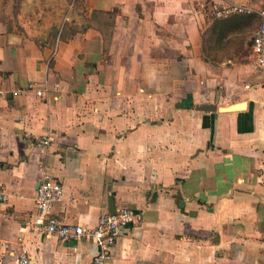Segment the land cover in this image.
<instances>
[{
  "label": "crops",
  "instance_id": "obj_1",
  "mask_svg": "<svg viewBox=\"0 0 264 264\" xmlns=\"http://www.w3.org/2000/svg\"><path fill=\"white\" fill-rule=\"evenodd\" d=\"M7 3L0 264L22 251L28 264H89L91 240L32 227L46 174L64 223L139 214L107 264H264V69L251 56L264 0H56L40 24ZM229 4L252 11L214 17Z\"/></svg>",
  "mask_w": 264,
  "mask_h": 264
},
{
  "label": "built area",
  "instance_id": "obj_2",
  "mask_svg": "<svg viewBox=\"0 0 264 264\" xmlns=\"http://www.w3.org/2000/svg\"><path fill=\"white\" fill-rule=\"evenodd\" d=\"M251 11L252 9L245 5L229 4L215 10L213 15L214 17H221L232 13ZM258 15L260 22L251 36V56L255 69L262 70L264 69V7L258 10ZM35 93L40 95L41 90L37 89ZM48 139V137L41 138L39 141L46 144ZM5 199V189L0 183V201ZM62 199L63 187L61 183L50 175H44L36 189V211L31 222L32 227L37 231L54 233L60 239L74 237L91 240L95 244V252L89 264H107L122 230L139 217L133 208L119 206L112 212L101 214L94 227L83 228L79 225L64 223L54 214L55 205ZM28 260L25 251H22L17 257L18 264H28Z\"/></svg>",
  "mask_w": 264,
  "mask_h": 264
},
{
  "label": "rangeland",
  "instance_id": "obj_3",
  "mask_svg": "<svg viewBox=\"0 0 264 264\" xmlns=\"http://www.w3.org/2000/svg\"><path fill=\"white\" fill-rule=\"evenodd\" d=\"M8 1L7 5H10L9 0H3V3ZM14 3V0H12ZM56 0H20L16 10L12 7V14L15 17L17 14L26 22L33 23H45L54 21L51 14V3ZM5 6V5H4Z\"/></svg>",
  "mask_w": 264,
  "mask_h": 264
},
{
  "label": "trees",
  "instance_id": "obj_4",
  "mask_svg": "<svg viewBox=\"0 0 264 264\" xmlns=\"http://www.w3.org/2000/svg\"><path fill=\"white\" fill-rule=\"evenodd\" d=\"M19 1H20V0H14V3H13V8H14V10L17 9V7H18V5H19Z\"/></svg>",
  "mask_w": 264,
  "mask_h": 264
},
{
  "label": "water",
  "instance_id": "obj_5",
  "mask_svg": "<svg viewBox=\"0 0 264 264\" xmlns=\"http://www.w3.org/2000/svg\"><path fill=\"white\" fill-rule=\"evenodd\" d=\"M232 105H229V106H227V107H220L219 109L220 110H234V108H230L229 109V107H231Z\"/></svg>",
  "mask_w": 264,
  "mask_h": 264
},
{
  "label": "bare ground",
  "instance_id": "obj_6",
  "mask_svg": "<svg viewBox=\"0 0 264 264\" xmlns=\"http://www.w3.org/2000/svg\"><path fill=\"white\" fill-rule=\"evenodd\" d=\"M240 107H241V105H232L231 107H229V109H230V108L238 109V108H240Z\"/></svg>",
  "mask_w": 264,
  "mask_h": 264
}]
</instances>
